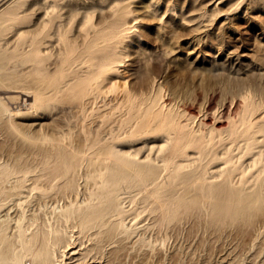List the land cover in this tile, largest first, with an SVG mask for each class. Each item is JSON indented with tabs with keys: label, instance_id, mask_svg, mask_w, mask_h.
<instances>
[{
	"label": "rangeland",
	"instance_id": "374dc122",
	"mask_svg": "<svg viewBox=\"0 0 264 264\" xmlns=\"http://www.w3.org/2000/svg\"><path fill=\"white\" fill-rule=\"evenodd\" d=\"M14 11L0 28V95L20 110L0 119V218L10 240L20 247L21 229H58L64 264H264V202L241 215L234 196L264 188V0H21ZM85 35L100 45L91 55L113 67L90 101L81 81L59 90L89 68ZM69 40L76 58L62 69ZM19 89L49 96L29 108ZM154 114L162 117L156 133L176 132L166 155L182 137L197 138L179 156L180 172L162 168L156 179L166 185L151 196L155 183L123 184V225L113 233L111 224L88 231L68 220V205L97 201L112 164L106 150L119 148L121 131ZM154 135L135 134L134 148ZM151 143L139 155L164 137ZM61 151L71 154L63 159L69 176L56 171ZM170 193L198 201L172 217ZM24 264H33L31 255Z\"/></svg>",
	"mask_w": 264,
	"mask_h": 264
},
{
	"label": "bare ground",
	"instance_id": "6f19581e",
	"mask_svg": "<svg viewBox=\"0 0 264 264\" xmlns=\"http://www.w3.org/2000/svg\"><path fill=\"white\" fill-rule=\"evenodd\" d=\"M20 1L21 0H0V28H3L4 25L8 21H13L16 19L17 15L19 14V11L13 12V9L16 5L19 4ZM8 13L10 15H8ZM97 32H98V30L96 28H93L94 35L98 37ZM82 38H83L82 39L83 43L81 45L87 46L88 44H90L91 37L89 35H85ZM38 39L40 40V37H38ZM76 46L77 45L75 43H73L72 40L65 41V43H64V54L61 56L60 61H59L60 68L65 69L67 66H69L74 61V59L76 58V54H75L76 51H74V50H76ZM90 47L92 49L91 52L89 53L90 57L85 62L89 65V68H88V70H86V73L83 75L79 74L80 76H77L76 78H74L73 81H71V80L64 81L63 86L59 87V90H65V89H68L69 87H71L73 84H76L78 81H81V87L79 89V93L86 92V94L87 93L90 94V96H92V97H89V101L91 99L97 97L98 95H100L103 92L102 83L107 78L108 71L113 68L111 66L110 62H106V60H107L106 56L95 57V56L91 55L96 50L100 49V45L98 43L96 45L90 44ZM37 49H38V51H37L38 53L42 51L41 47H38ZM111 55H112V51L109 52V54L107 55V58L111 57ZM80 59L81 58H79V62H80ZM17 92L19 93V96L21 97V99L25 102L24 105L26 104L29 108L34 107L38 101H45L49 96L47 94L40 93L38 91H32L29 89H19ZM54 92H55V90H54ZM126 94H127V96L130 97V94H128V93H126ZM6 98L9 99V97H7V96H6ZM31 99H33V100H31ZM84 106H85V104H84ZM19 111L20 110H18V109L16 110V112L12 111V109L8 105V102L5 100V97L0 95V119H2L6 115L7 116H13L15 114H18ZM21 114H22V112H21ZM17 116H19V114ZM160 123H162V117L158 116L157 114H154L153 116H151L150 118H148L147 120H145L143 122H140V123L136 122L134 124L133 123L128 124L124 128V130L121 131V133L119 134V138L121 137V142H119L120 143L119 148H116V145H115V147L110 146V148H108L106 150V151H108V154L112 159V164H109L106 166L105 169L107 170V172L106 171L104 172V173H106V178L100 179V181L98 183V187L93 194L97 198V201L94 203H89V204L87 203L86 206H81L78 204L68 205L65 208V212H64V215L68 220L76 219L77 223L79 224V226L82 227V229H87V228L100 229L107 224H111L110 225L111 227L109 230L111 233H113L116 230H118L121 227V225H123L122 219L118 218V216L122 212L121 197H120L119 190L123 184H134V183L139 184V183H147V182L155 183L154 188L149 190V191H151V193L148 192V195L157 194L161 190L164 189V186L166 184L163 185L164 183L159 182L156 179V178H160V172H161L162 168H168V167L172 166L173 170H172V174L171 173L170 174L171 175H177L178 172H180V170H181L180 163H179L180 161L178 159L179 156H181V154L184 153V151L187 149V147L195 144V142L197 141V138L194 136L182 137L180 140L181 143L176 148L174 153L166 155V153H164V149L169 147L168 141L172 138V136H175L176 132H169L168 135H166L164 133H162V134L156 133V130L158 129ZM14 129H15V127H14ZM142 133H155V135L152 137H148L147 140L144 142V146L142 148H134L133 141H132L131 137H133L135 134H142ZM163 137H164L165 144L150 145L149 151L147 150L148 152L146 154L139 155L141 152H143V150L145 148L149 147V144L151 143V141L158 142L159 140L163 139ZM156 147H157V149L154 150V148H156ZM60 156L62 159L60 160L58 165L56 164L57 165L56 171L57 172L58 171L65 172L68 176L71 175L72 169L66 168L64 166V161H63V159L65 160V158H70L71 154L68 152H65V151H61ZM65 162H67V161H65ZM62 166H63V168L61 169ZM181 179H186L187 182L189 181L188 178H181ZM191 182H193V181H191ZM211 185H210V187L208 186L209 188H207L208 189L207 194H210L213 191V188ZM72 187H73V178H70V177L65 178L63 188L68 190V189H71ZM168 187L171 188V190L173 191L174 189L177 188V184H176V182L175 183L172 182L170 184V186H168ZM263 190H264V188H262V187L257 188L256 190H254L253 192H250V193L243 192L244 190L243 191L237 190V192H235V195H234L236 198L235 200L238 204V209H237L236 213L242 215L248 209H250L252 207H256L258 205H261L264 202ZM93 199H95V198H93ZM197 201L198 200L195 198H187V197H183V196L177 198L173 193H170L167 200L164 202H165V205L169 208V211H171V214L173 217V216H178L182 212L183 208H186L189 205L196 204ZM222 204L224 205V203H222ZM160 206H162V204H160ZM220 207H221V205H220ZM252 209H254V208H252ZM249 212H250V210H249ZM231 213H233V212H231ZM58 219H59V217H58ZM21 227H22V225H21ZM88 231H90V229ZM122 234H123V232H122ZM97 239L99 241V238H97ZM12 241L10 240V236L8 234L7 228L4 226L3 220H1V218H0V264H24V258L26 255L32 256L33 264H64L66 262V261H64L65 259L64 260H58L56 257V255H57V253L55 252L56 247L61 245V244L63 245V243L66 241V235L58 229H54V232L44 231V232L40 233L37 231V232H34L33 234H31L29 236L21 229L19 236H18V241L20 243V247H18L16 245V243H14L15 240H14V242H12ZM95 241H97V240H95ZM65 244H66V242H65ZM65 244L63 247H65V249H66V246H68V245H65ZM100 246H98V247L100 248ZM58 248H60V247H58ZM96 248H97V246H96ZM101 249L102 248H100V250ZM90 251H92V249ZM69 252H70V250H69ZM69 252L67 251L66 253H69ZM77 253H76V251H73L72 255L77 254ZM86 256H87V254H86ZM74 257L75 256H72L71 258L75 259ZM77 257H79V256H77ZM94 259H95V257H94ZM99 260H100V258H99ZM79 263H80V259L76 260L75 264H79ZM81 263L84 264L85 262L83 263L81 261Z\"/></svg>",
	"mask_w": 264,
	"mask_h": 264
}]
</instances>
